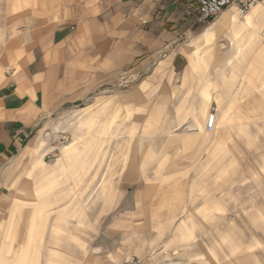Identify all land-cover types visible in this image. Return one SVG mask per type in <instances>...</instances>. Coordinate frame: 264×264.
<instances>
[{
	"label": "crops",
	"instance_id": "obj_1",
	"mask_svg": "<svg viewBox=\"0 0 264 264\" xmlns=\"http://www.w3.org/2000/svg\"><path fill=\"white\" fill-rule=\"evenodd\" d=\"M11 1L0 27V236L7 201L33 202L39 187L28 179L60 167L61 158L50 169L34 154L49 153L51 125L66 129L72 111L91 124L93 112L142 123L154 112L148 136L124 141L138 152L93 160L108 176L81 189L90 213L76 237L89 253L104 249L105 264H184L177 253L190 227L205 224L196 212L209 219L213 188L226 200V182L211 186V172L226 178L249 128L242 113L258 85L243 95L244 75L264 72V1L211 19L191 0Z\"/></svg>",
	"mask_w": 264,
	"mask_h": 264
},
{
	"label": "rangeland",
	"instance_id": "obj_2",
	"mask_svg": "<svg viewBox=\"0 0 264 264\" xmlns=\"http://www.w3.org/2000/svg\"><path fill=\"white\" fill-rule=\"evenodd\" d=\"M12 12V1L0 0V27L6 26V20L11 18ZM244 82L243 95H248L251 91L247 86L254 89L255 84L258 85L253 91L255 94L251 96L257 95L256 102L248 107L250 112L244 107L242 113L243 125L249 128L243 130L242 144L234 147L237 150V161H234V154L226 161V178L222 177L224 171L221 169L213 170L209 180L213 187L217 180L221 182L220 185L226 182V200L213 188L209 219L206 214L196 212L199 214H196L195 221L205 224L190 227L192 239L189 238L186 247L177 253L183 257L184 264H264L262 68L258 67L255 73L244 75ZM153 113H150L151 119L149 116L147 123H142L136 121L133 113L128 121H124L122 112L117 110L107 115L104 112H93L98 120L91 124L86 121L89 115L74 118L72 111V116L67 119L66 129L59 128L56 124L51 125L49 130L64 133L67 143L63 148L52 152L47 132L49 141L46 145L49 153L43 156L45 151L42 150V144L39 147L42 151L34 154L39 155L42 164L50 169L61 158L57 163L60 167L50 176H36L28 179L30 184L24 183L39 187L33 202H20L17 205L7 201L2 211L0 264H105L104 249H100V253H89L87 242H81L76 237L78 230L85 231L88 227H83V224L87 213H90V204L87 207L81 203L80 191L90 187L92 178L95 184L99 180L100 185L106 180V171L98 173L96 166L100 163L93 161L99 155H130L138 152L136 150L139 147L127 145L124 141L148 136L147 131L151 130L148 126L154 125ZM78 123L82 125L76 130L78 139L75 144L74 126ZM159 133L160 131V137L164 135ZM76 153V159L80 160L75 162L72 159ZM42 164L39 162V169L36 167L35 170L45 169ZM43 186L47 189L42 194Z\"/></svg>",
	"mask_w": 264,
	"mask_h": 264
},
{
	"label": "built area",
	"instance_id": "obj_3",
	"mask_svg": "<svg viewBox=\"0 0 264 264\" xmlns=\"http://www.w3.org/2000/svg\"><path fill=\"white\" fill-rule=\"evenodd\" d=\"M197 5L200 19H211L219 15L224 9L235 5L242 15L248 13L254 6L262 3L264 0H191ZM213 124V116H210L207 128H211ZM48 136L51 140V151L56 152L63 148L67 143L64 133L56 130H49ZM122 264H142L139 260L131 258Z\"/></svg>",
	"mask_w": 264,
	"mask_h": 264
},
{
	"label": "bare ground",
	"instance_id": "obj_4",
	"mask_svg": "<svg viewBox=\"0 0 264 264\" xmlns=\"http://www.w3.org/2000/svg\"><path fill=\"white\" fill-rule=\"evenodd\" d=\"M247 56H248V55H247ZM209 118H210V117H208V119H207V123H208V121H209ZM213 119H214V118H213ZM193 120H195V119H193ZM64 151H65V150H64ZM71 156H72V155H70V157H71Z\"/></svg>",
	"mask_w": 264,
	"mask_h": 264
}]
</instances>
